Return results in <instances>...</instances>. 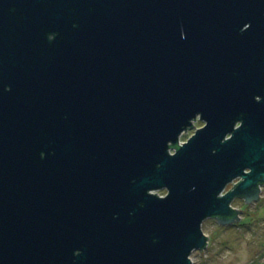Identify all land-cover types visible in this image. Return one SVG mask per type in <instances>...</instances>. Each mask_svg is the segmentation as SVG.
I'll return each instance as SVG.
<instances>
[{
  "label": "water",
  "instance_id": "obj_1",
  "mask_svg": "<svg viewBox=\"0 0 264 264\" xmlns=\"http://www.w3.org/2000/svg\"><path fill=\"white\" fill-rule=\"evenodd\" d=\"M260 183L264 0H0V264H193Z\"/></svg>",
  "mask_w": 264,
  "mask_h": 264
},
{
  "label": "rangeland",
  "instance_id": "obj_2",
  "mask_svg": "<svg viewBox=\"0 0 264 264\" xmlns=\"http://www.w3.org/2000/svg\"><path fill=\"white\" fill-rule=\"evenodd\" d=\"M203 121H197L196 128L182 135L181 141L188 140ZM230 183L225 192L238 181ZM165 195L167 190L157 192ZM259 199L247 202L237 198L234 208L240 213V221L232 224L220 223L209 218L203 224L204 232L209 236L208 247L192 253L193 264H264V189Z\"/></svg>",
  "mask_w": 264,
  "mask_h": 264
},
{
  "label": "flooded vegetation",
  "instance_id": "obj_3",
  "mask_svg": "<svg viewBox=\"0 0 264 264\" xmlns=\"http://www.w3.org/2000/svg\"><path fill=\"white\" fill-rule=\"evenodd\" d=\"M55 36H56V34H50V39H53ZM198 120H201V118L198 117V119L194 121V126H196ZM201 122H202V120H201ZM205 125H206V123H202V125L199 128H201V127H203ZM199 128H197V129H199ZM186 141L187 140H185L183 142H186ZM239 182H240V179L230 188V190L233 189L235 187V185L238 184ZM263 189H264V183H260L254 191L250 192L246 196L255 197V195H260L262 193V190ZM237 198H243V199H245L246 197H236L235 199H237Z\"/></svg>",
  "mask_w": 264,
  "mask_h": 264
},
{
  "label": "built area",
  "instance_id": "obj_4",
  "mask_svg": "<svg viewBox=\"0 0 264 264\" xmlns=\"http://www.w3.org/2000/svg\"><path fill=\"white\" fill-rule=\"evenodd\" d=\"M181 143H183V142L181 141Z\"/></svg>",
  "mask_w": 264,
  "mask_h": 264
}]
</instances>
